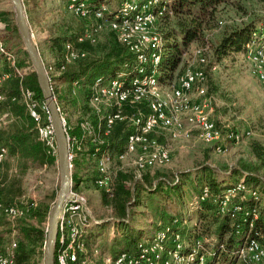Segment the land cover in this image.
Instances as JSON below:
<instances>
[{
	"label": "built area",
	"instance_id": "obj_1",
	"mask_svg": "<svg viewBox=\"0 0 264 264\" xmlns=\"http://www.w3.org/2000/svg\"><path fill=\"white\" fill-rule=\"evenodd\" d=\"M66 10L83 21L84 30L76 38V42H65L61 54L56 61L44 63L45 72L51 84L55 87L56 77L63 73L67 66L85 57L87 53L78 48L77 44L89 42L95 44L97 36L104 26H108L117 40L124 45L136 59L134 72L130 75L116 73L109 77L96 79L91 85L89 107L99 115L98 134L94 133L90 122L86 119L82 127L88 135L87 142L78 141L68 136L69 161L72 165L75 150H81L86 144L98 146L105 142L117 121L126 119L132 130L127 135L121 151L112 153L105 149L95 159L97 177L94 185L107 194L113 191V179L109 173V164L114 159L133 157L135 171L166 165L171 160L170 149L166 144L158 143L154 134L163 130L169 139L190 138L193 133L201 142L212 146L218 154L227 153L230 144H239L251 136V130L238 129L218 125L212 119L213 101L207 94L206 73L204 68L185 67L177 75L175 82L165 84L162 75L157 74V67L161 61L163 48L162 35L158 31L157 22L167 11L163 0H123L120 7L110 12L108 5L101 2L96 6L91 0H63ZM243 60L250 65L251 73L264 86V31L252 32L244 44ZM0 56L10 64L11 69L0 71V88L11 77L21 78L28 70L19 68L15 64V54L5 49L0 39ZM194 56L199 65H207L204 50L196 49ZM58 61V64H56ZM164 86V87H163ZM80 88V80L72 83V94ZM5 96L0 90V102ZM13 98L12 100H15ZM20 100L36 123L39 139L47 149V153L57 157V145L54 129L50 119V112L44 100L36 98L34 91L22 89ZM145 104L148 111L138 109L127 116L123 113L125 104ZM65 125V119L62 115ZM6 123V114L0 115V128ZM7 156V150L0 147V174L2 164ZM72 170H73V166ZM238 193L242 198L259 199L258 189L245 186L244 179L227 187L218 197V213L229 214L231 218L243 214L244 207L231 203V199ZM210 197L207 186L202 187L198 196L194 197L191 207L198 205ZM216 200V199H215ZM18 205H4L0 196V214L9 220L22 218L26 211ZM249 215V227L257 218L256 209L244 212ZM180 222L173 218L169 224L154 232L148 239L138 243L139 254L132 257L127 253L103 254L106 264H204V249L202 239L194 237L192 244L182 240L178 232H171L173 226ZM186 221H184L185 223ZM97 221L87 212L86 198L74 188L71 181L70 190L58 216L57 234L55 240L56 264H93L92 259L100 255L97 245L88 248L86 236L93 229ZM190 223V221H189ZM195 222L193 227H197ZM193 230V229H192ZM191 230V233L194 231ZM207 240V239H206ZM186 245L189 249L186 250ZM17 244L0 249V264H13L16 256ZM223 244L218 251L223 250ZM237 262L243 264H264V244L251 236L247 231L237 249Z\"/></svg>",
	"mask_w": 264,
	"mask_h": 264
},
{
	"label": "trees",
	"instance_id": "obj_2",
	"mask_svg": "<svg viewBox=\"0 0 264 264\" xmlns=\"http://www.w3.org/2000/svg\"><path fill=\"white\" fill-rule=\"evenodd\" d=\"M163 1L166 2L168 9L157 22V28L162 35L163 41L161 61L157 67V74H164L167 80H170L174 77L176 79L177 75L183 70V68L181 69L183 56L191 45L199 40L204 27L210 22H217L218 9L236 0ZM101 2H105L110 12H114L120 7L123 0H91L93 6ZM1 16L7 23L6 14L3 13ZM71 16L76 18L73 15ZM261 20L264 22V18L253 19L226 31L217 45L212 47L215 61L219 62L227 56L242 54L244 44L251 33L264 31V26L257 28ZM83 30L84 24L83 28L77 25L74 29H63L60 35L46 41V46L53 53V58L58 59L62 45L67 41L76 42V38ZM0 39L4 41L5 49L8 51L14 54L21 51L26 55L22 48L16 51L13 50V48H17L22 43L16 25L8 22L6 31L0 34ZM91 45L87 41L77 44L78 48L86 53ZM99 54L96 57L86 55L73 64L68 65L66 70L56 77L55 87L53 88V93L61 112L65 97L68 99L75 98V95L72 94L73 81L76 79L80 80L81 90L76 100L78 101L79 99L85 108L93 112L87 120L96 134L100 132L98 129L99 115L88 105L92 83L98 78L109 77L116 73L130 75L134 72L136 66L135 56L117 40L113 32L110 33V39L103 45ZM165 54V62L163 63ZM56 64H58V61ZM15 65L19 68L28 66V71L21 78L11 77L7 79L0 88L5 96L4 101L0 102V111H4L2 114H6V123L0 128V147L5 148L7 154L14 157L16 168L23 173L32 164H54L57 157L47 153L45 145L38 137L36 123L20 100V92L23 88L34 91L36 98L43 100L36 74L26 58L20 59ZM7 67L8 70L11 69L9 63H7ZM60 87L62 89H59ZM13 98L16 99L12 100ZM138 109L145 113L148 111L145 104L127 103L124 105L123 113L130 116ZM64 119L68 136L84 143L87 142L89 138L86 130L82 127V123L86 119L82 118L80 123L74 127L71 126L70 120ZM131 130L132 128L126 119L117 121L110 135L105 138V142L97 147V151L96 146L92 145H89L86 151H74L72 181L76 190H78V185L83 181V167H86L91 161L95 162L93 155L98 158L105 149H109L112 153L121 151L125 139ZM250 147L258 160H264V145L254 141L250 144ZM4 163L5 160L2 167ZM248 168L242 166L232 169L228 174H221L209 167H205L203 171L196 173V182L191 181V173H180L179 176H175L171 181L157 178L156 182L154 184L150 182V185L139 181L129 185L126 174L119 172L113 180L112 193L107 194L102 190V197L104 199L103 204L112 209L113 216L117 220L114 223L116 227L118 226V229L120 228L121 234L120 238L103 239L104 241L101 242V245H97L100 251V255L97 257L101 258L100 262L103 263V254L124 252L132 257H137L139 254V240L151 238L154 232L163 229L175 217L180 222L173 226L171 232H178L182 236V240H186L190 244H192L194 237L202 239L204 264H243L242 262H237V249L247 231L250 230L251 236L264 244V181ZM97 175V170H94L91 177L87 178V180L93 181ZM1 178L2 174H0V196L2 202L4 205H15L4 200L7 197L8 190L2 188ZM182 178L190 180L191 188L197 196L200 194L202 187L207 186L209 189V198L200 201L195 207L190 206L191 213L196 215L195 222L198 224L197 227H190V213L188 217L181 215V213L172 215L166 211L164 203L158 197L161 195L165 200L174 202L175 198L179 197ZM242 178L246 187H256L258 189L259 199L242 198L243 193H238L231 199V203L241 204L244 207L243 214H237L234 218H231L228 213L219 214L218 197L227 187L234 185ZM143 196H148V205L152 211L154 210L156 219L151 222V229L147 233L140 235L137 229L138 226L134 224L135 220L132 217V210L139 205ZM191 202L192 199L190 204ZM251 209H256L258 216L253 220L252 227H249V215H245L244 212L251 211ZM48 214L49 206L42 202L37 207L31 208L26 217L19 221V236L13 264H34L31 259L35 255L36 244L44 240L46 232L42 227V223L46 221ZM29 220H35L39 226L34 225ZM184 221L186 222L184 223ZM191 230L193 231L192 233ZM91 234L93 233L90 232L86 236L88 248L91 247L89 244V240L92 237ZM221 244H223L224 249L218 251V247ZM185 249L188 250L189 245H186Z\"/></svg>",
	"mask_w": 264,
	"mask_h": 264
},
{
	"label": "rangeland",
	"instance_id": "obj_3",
	"mask_svg": "<svg viewBox=\"0 0 264 264\" xmlns=\"http://www.w3.org/2000/svg\"><path fill=\"white\" fill-rule=\"evenodd\" d=\"M23 4L32 42L36 45L44 63L56 61L57 58H53V53L46 46V41L60 35L63 29H74L77 25L83 28V21L71 16L66 10L63 0H23ZM3 13L6 14L7 23L11 22L16 25L15 12L11 2L0 0V34L6 31L7 25L2 18L3 16H1ZM217 15V22H210L205 26L199 40L194 42L189 50L185 52L181 69L185 67L204 68L207 94L213 101L212 119L218 125L232 127L239 131L251 130V136L239 144L234 145L231 143L227 153L218 154L209 145L201 142L195 133L188 139L171 140L167 133L161 130L155 133L154 136L158 143L166 144L169 147L170 162L166 165L147 168L138 173L134 168L133 157L114 159L109 164V173L113 180L119 172H122L126 174L129 185H133L137 181L150 185V182L154 184L157 178L171 181L180 173H191V181L196 182V173L203 171L205 167L221 174H228L234 168L245 166L249 167L248 169L264 181V160H258L250 147V144L254 141L264 145V86L251 73L250 65L243 60L241 54L227 56L217 62L212 51V47L217 45L226 31L253 19L264 18V0H236L221 6ZM262 26H264V22L261 20L257 28L259 29ZM111 32L108 26H104L97 36V42L89 46L87 56H99L103 45L110 39ZM20 41L22 42L21 36ZM19 45L20 47H18ZM19 45L13 50L23 49V42ZM196 49L204 50L208 61L207 65L202 67L198 64L194 56ZM26 55L21 51L16 53L15 63L17 64L22 58H26L30 62L28 55L27 57ZM165 57L166 54L163 63ZM27 67L22 68L28 70ZM7 70V61L0 56V71ZM162 80L164 83L166 82L165 84H172L175 82V77L168 79V81L163 74ZM80 90L81 88L78 89L74 99L65 97V102L61 108L63 117L70 120L72 127L78 125L82 118L88 119L93 113L85 108L79 99L76 100ZM3 112L0 111V114ZM88 147L89 145L86 144L81 147V150L86 151ZM83 168V181L78 185V191L86 198L87 212L95 221H102L93 225V234H91L89 244L101 245L103 239L120 238V228L118 229V226L116 227L114 223L115 218L112 209L103 204V191L94 185V180H87L96 170L95 162L91 161ZM1 180L2 188L8 190L7 197L4 200L26 209L25 216L14 221L0 214V249L5 251L11 243L15 242L17 244L19 221L26 217L31 208L37 207L43 202V204L49 206L50 212L51 207L54 205L60 186V171L57 159L51 165L32 164L22 173L16 168L14 157L7 154ZM180 184L179 197L175 198V204L171 200H165L161 195L158 197L164 203L166 211L172 215L181 213V215L188 217L190 213V227L193 228L196 215L191 213L190 200H193L197 195L192 190L189 179L182 178ZM252 188L255 189L256 187ZM147 197L143 196L139 205L132 210L134 224L138 226L137 229L140 235L147 233L151 229V222L156 219L154 210L152 211L148 205ZM129 210L131 211V209ZM48 218L49 214L46 221L42 223L45 232ZM158 221L160 222V220ZM29 222L38 225L35 220H29ZM46 236L47 232L44 240L36 244L35 255L31 259L34 264H45ZM139 241H142V239ZM117 247L119 248V246ZM100 261V257L92 259L93 264H106L104 261L103 263Z\"/></svg>",
	"mask_w": 264,
	"mask_h": 264
},
{
	"label": "water",
	"instance_id": "obj_4",
	"mask_svg": "<svg viewBox=\"0 0 264 264\" xmlns=\"http://www.w3.org/2000/svg\"><path fill=\"white\" fill-rule=\"evenodd\" d=\"M9 1L11 2L15 12V21L23 42V49L28 55L32 69L36 74L43 100L47 104L50 112V119L54 129L57 145V162L60 171V186L57 199L49 212L44 254L45 264H55L54 247L57 234L58 216L66 200L72 181V165L69 161L68 134L66 133L60 109L45 72L43 59L40 56L36 45L32 42L23 0ZM100 222L102 221H97V223Z\"/></svg>",
	"mask_w": 264,
	"mask_h": 264
},
{
	"label": "crops",
	"instance_id": "obj_5",
	"mask_svg": "<svg viewBox=\"0 0 264 264\" xmlns=\"http://www.w3.org/2000/svg\"><path fill=\"white\" fill-rule=\"evenodd\" d=\"M61 88V87H60ZM212 148V146H210ZM3 173V167H2V171H1V174ZM92 233H93V230H92Z\"/></svg>",
	"mask_w": 264,
	"mask_h": 264
}]
</instances>
